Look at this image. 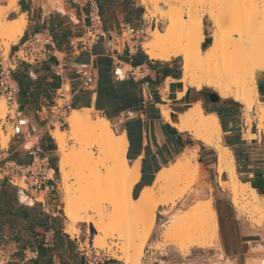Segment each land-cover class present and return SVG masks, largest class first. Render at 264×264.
Returning <instances> with one entry per match:
<instances>
[{
  "label": "crops",
  "instance_id": "1",
  "mask_svg": "<svg viewBox=\"0 0 264 264\" xmlns=\"http://www.w3.org/2000/svg\"><path fill=\"white\" fill-rule=\"evenodd\" d=\"M138 1L114 0L102 13L96 1L105 36L90 48L79 51H74L70 43L81 38L88 29L90 21L87 7L76 6L70 0H18L16 7L5 13L4 20L7 23L17 22L21 18L25 21L23 34L10 46V56L34 34L49 32L53 43L48 47L49 54L44 62L21 64L15 70L32 81L31 95L22 106L18 97L14 115L9 114L4 123L0 122L3 132L8 127L15 130L6 146L0 143V164L14 170L37 160L48 162L56 156L57 144L51 133L55 130L54 124L59 122V116L54 104L60 87L68 86L72 103L70 112L90 110L92 116L106 119L115 135L125 136V158L129 167L135 164L139 166V177L132 188L133 198H138L145 188L153 184L156 175L164 167L187 151L197 147L195 152L198 156L209 157L210 147L194 140L189 133L179 132L172 127L178 115L197 103L202 108L205 104L204 112L206 109L208 114H216L218 119L219 114L222 115L225 125L223 130L219 119L222 144L233 154L237 175L246 178L242 182L250 186L251 182L256 186H264L263 140L256 136L248 140L245 132L239 130L240 126L234 121L237 104L230 100H218V109L211 108L206 102V96L209 95L203 96L201 90L185 88L180 83L181 67L176 58L168 62L150 60L142 49L130 52L129 47L133 43L125 45L122 39L116 37L127 20V25L135 27L144 21V11ZM56 6H61L63 12ZM0 7H7V0H0ZM2 54L0 47V59ZM135 67L144 69L143 79L132 77L131 71ZM119 70L123 71L122 77L118 74ZM256 86L259 101L264 103V73L257 75ZM180 94L181 98L178 97ZM225 101L229 103L220 106ZM161 106L169 109L170 122L161 116ZM49 168L54 173L57 169L50 165ZM15 175L21 179L19 174ZM2 183L9 185L7 178L0 176V186ZM56 186L57 181H49L45 190L27 188L26 195L21 191L24 195L19 196L18 200L21 204H27L22 201V197L26 196L30 207L38 205L43 213L60 217L56 211L59 206L53 199ZM62 232L70 240L69 249H66L67 242L59 249L52 232L45 233L42 228L27 230L25 225L14 229L0 225V243L9 255L11 264H34L38 257L35 240L50 248L52 264H86V253L77 237H71L64 228ZM222 238L223 253L231 256L234 264L243 257L245 264L247 260L255 259L244 256L256 252L260 245L252 243L260 242L262 235L258 230L257 233H250L242 227L231 225L223 226Z\"/></svg>",
  "mask_w": 264,
  "mask_h": 264
},
{
  "label": "bare ground",
  "instance_id": "2",
  "mask_svg": "<svg viewBox=\"0 0 264 264\" xmlns=\"http://www.w3.org/2000/svg\"><path fill=\"white\" fill-rule=\"evenodd\" d=\"M17 1L7 0L8 8L14 9ZM142 2L153 3L152 0ZM211 3L221 4L229 10L227 13L236 12L238 22L225 31L216 16L209 14L213 32L211 44L206 50H202L201 47L202 18L197 14H185L183 18L175 14L169 15L166 28L163 31H152L150 39L142 44V49L149 59L154 61L168 62L174 58H181L180 83L185 88L200 90L207 86L211 87L220 99H233L246 113H255L259 128L264 133V103L259 101L256 86V75L264 73V0H211ZM246 4H250L252 8L248 6L250 10H246ZM56 8L63 12L61 6ZM4 27L5 30L0 31V38L15 41L23 34L25 21L23 18L13 23L4 21ZM4 50L6 53L9 52V44L5 43ZM219 51L223 54L217 56ZM118 74L122 77L123 71L119 70ZM178 97L181 98L182 94ZM5 111L4 101L0 100V121L7 116ZM89 112L90 110H72L66 118L68 133L71 139L76 141L74 151L67 149L65 132L55 129L51 133L59 153L58 170L66 219L75 222L77 214L88 216L87 221L100 234L102 231L100 220L94 217L100 219L103 208L94 204L95 194L103 196L111 206L120 205L126 212L128 228L133 229L139 225L141 235L137 234L135 240L138 235L140 238L129 243H126L130 240L126 235H120L118 241L122 245L120 248L122 254L117 256L113 251L111 256L124 264H141L143 247L155 225L158 209L161 207L172 209L178 201L189 195L197 184L193 190V198L196 200L191 205L188 204L184 210L172 215L163 237L175 242L180 250L205 248L210 242H217V214L211 195L207 194L206 197L207 186L202 181L204 175L199 163H193V157H188L169 164L156 175L153 184L134 199L132 188L139 177V166L135 164L129 167L125 158L127 148L125 136L115 135L110 129L109 122L104 118L97 117L92 120ZM169 115L167 106H161V116L166 122H170ZM176 121L172 127L177 131L187 132L194 140L215 150V171L219 185L228 191L236 211L240 213L253 211L259 214L260 220L256 225L264 228V198L260 197L250 184L238 179L233 154L222 144V129L216 114L205 113L197 103L185 113L178 115ZM82 129H91L97 137L90 144L77 139L76 135ZM8 140V137L0 133L1 145L6 146ZM93 145H97L100 153L102 150V154L105 152L111 160L109 167L104 166L105 176L98 174L99 182L96 181L97 185L91 188L90 199L93 197L94 205L85 194L82 198L85 197L84 199L88 201L73 200L74 191L78 188L75 190L68 184L69 168L74 160H83L88 164L93 162V153L89 151ZM103 159L105 161L107 158ZM222 176H226L227 180L223 181ZM22 201L30 203L26 196L22 197ZM89 213L95 214L94 217ZM162 216L166 217L168 213L163 211ZM124 227V224L121 225L117 231L125 232L127 229ZM93 245L103 248L98 239H93ZM246 264H264V259L248 260Z\"/></svg>",
  "mask_w": 264,
  "mask_h": 264
},
{
  "label": "rangeland",
  "instance_id": "3",
  "mask_svg": "<svg viewBox=\"0 0 264 264\" xmlns=\"http://www.w3.org/2000/svg\"><path fill=\"white\" fill-rule=\"evenodd\" d=\"M140 4V8H143L144 11V21L141 25H138V27H147L149 28V36L144 41H148L150 39V33L154 30L163 31L167 26V18L169 15H178L182 18L185 17L188 14H197L201 15L202 18V32L204 33V42L206 40L212 41V32H213V23L209 19V14H213L216 16L217 20L219 21L221 27L223 30H228L229 28H232L237 22H238V15L234 11H230L225 9L221 6V4L211 3V0H152L153 3L151 4H143L142 0L138 1ZM135 3V2H134ZM137 3V2H136ZM147 5V6H146ZM252 8L250 4H246V10H250L249 8ZM11 9L7 7H0V31L5 30L4 27V16L7 11ZM186 14V15H185ZM123 34V36H122ZM118 39H122L123 44L128 43V37L126 34H124L123 31H121L117 36ZM0 47L2 48L3 55L6 56L8 53L4 50L5 43L9 44V50L10 46L14 40H3L0 38ZM143 42V43H144ZM202 42V38H201ZM203 42V43H204ZM202 43V46H203ZM142 49V47H141ZM143 50V49H142ZM223 52L219 51L217 53L218 55H222ZM176 62L179 63L180 67L182 64L181 58H176ZM259 74V73H258ZM257 74V75H258ZM256 75V77H257ZM191 88V87H190ZM195 89V88H192ZM202 95H209V94H218L211 88L207 86H203L201 89ZM220 101L223 100H230L231 102L237 104V109L234 113V121L237 125H239V130L245 132V138L248 140L254 139L256 137H260V140L262 139V145L264 144V133L259 128L257 117L254 112L246 113L242 106L239 103H236L231 98L227 99H220ZM0 100L4 101L3 98H0ZM229 102L225 101L220 104V106H226ZM15 108L10 112V114L13 116ZM205 108V104L203 105V110ZM6 114L9 115V112L6 108ZM70 114V113H69ZM69 114L64 118V120L60 122H56L55 129L61 130L65 132L66 136V145L67 149L69 151H74L76 149L75 140L71 139L70 134L68 133V125L66 124V118L69 116ZM89 115L91 119L95 120L98 116H92L89 112ZM7 117H5L0 122L4 123ZM110 129L112 130V127L110 126ZM113 131V130H112ZM0 133L1 135H5L8 137V139L15 134V130L12 127H8L6 132L2 131V124H0ZM115 134V132L113 131ZM97 137L96 133L92 131L91 129H82L77 135L76 138L79 140H83L86 143H91L93 139ZM223 138V134H222ZM89 140V141H88ZM55 141V140H54ZM4 147V145H1ZM208 147V146H207ZM74 149V150H73ZM198 148L196 147L194 150L187 151L183 156L178 157L175 161L183 158L193 157L192 161L193 163L197 162L199 163L201 170L203 172V183L205 186H207L206 190V197L207 194H210L212 197V203L213 207L217 213V221L219 223L218 226V240L217 242H210L205 248H189L188 250H180L179 247L175 242H170L168 239H165L163 237V234L166 230V227L170 225V218L173 214H176L180 211H182L188 204L194 203L193 198V190L196 189L197 184L194 185L192 192L185 196L183 199L178 201L172 209L166 208H159L156 212V218H155V225L153 227V230L145 242V245L143 247V255L141 259V264H234L233 259L231 256H229L226 252L223 253L224 248V242L222 238L223 234V226H231V223L234 227L239 226L244 228L246 232L250 233H257V230L260 231V234L262 235V240L260 242L252 243V245H260V247H257L256 252H252L244 257H252L255 258L253 260L259 261L261 259H264V228L259 227L256 225L258 221L260 220V215L257 213H254L253 211H248L249 213H240L236 211L234 208L231 197L226 189L224 187H221L218 183V176L216 174L215 168H216V152L214 149H210V155L206 159L202 155L198 156V154L195 152ZM89 151L93 153V162L92 163H86L83 160H74L73 164L69 168L70 170V177L68 184L73 187V189L78 190L74 191L75 197H73V200H80L82 201H88L91 202V204L94 202L95 205L100 206L103 208V213L100 219L98 217H94L95 214L89 213L90 216H93L96 220H100V224L102 227L101 233H97L95 229L93 228L92 224H90L87 219L88 216H84L82 214H77L75 222H70L66 219L65 213H64V200H63V193H62V184L60 181V175L58 171V158L59 153L57 151L56 156L52 160H48L49 165L52 168H57L55 173L57 175V190L53 192L54 200H56V205L59 206V209L56 210L60 214V220L61 224L64 229H66V232L71 237H77L78 242L82 244L81 248L84 249V253L86 255L84 258L86 259V264H113L115 262L123 263L121 260H117L111 256L113 251H115V255H121V247L122 245L119 244L120 242L118 239L120 238V235H126L130 240L126 241V243L129 241H136L140 236L138 235L136 240L135 237L137 234L140 233L141 235V228L137 225L133 229H129L126 225V212L125 210L120 207V205L111 206L104 200L103 196L96 195L91 197V188H94L93 186L97 185V182H99V175L106 174L103 173L104 166L111 165V160L107 157V155L104 152V155L102 154L103 151L98 148L97 145L91 146L89 148ZM105 156V157H103ZM102 157V158H101ZM101 158V162H100ZM103 158H107L105 161ZM110 163V164H109ZM236 166V163H235ZM101 173V174H100ZM120 177V176H119ZM238 179L240 181H245V177L237 175ZM221 179L223 181H226V176H222ZM253 178L251 179V181ZM101 182V181H100ZM94 183V184H93ZM255 185L251 182V185ZM20 187L25 188V186L22 183H19ZM258 189H255L260 197L264 198V195L260 194L259 190L264 189V186L260 185L257 186ZM14 188V187H13ZM17 191V196L21 197V191L18 188H15ZM82 191V193H81ZM209 191V192H207ZM21 195H20V194ZM73 193V194H74ZM85 194V197L88 199L82 198V196ZM93 194V193H92ZM94 195V194H93ZM81 196V197H79ZM192 196V197H191ZM79 197V198H78ZM81 198V199H80ZM41 199V198H39ZM93 201V202H92ZM23 205L29 206L25 203H22ZM92 204V205H94ZM166 211L168 213V216L164 217L162 216V212ZM171 215V216H170ZM169 217V218H168ZM220 220V221H219ZM125 225L124 228L127 230L125 232L117 231L118 227L121 225ZM220 224L222 225V229L220 227ZM93 239H98L101 243V246L103 248L94 247L93 245ZM173 243V244H172ZM117 245V246H116ZM248 261V260H247ZM246 261V262H247ZM124 264V263H123ZM237 264H243V257L239 258L237 261ZM246 264V263H245Z\"/></svg>",
  "mask_w": 264,
  "mask_h": 264
},
{
  "label": "built area",
  "instance_id": "4",
  "mask_svg": "<svg viewBox=\"0 0 264 264\" xmlns=\"http://www.w3.org/2000/svg\"><path fill=\"white\" fill-rule=\"evenodd\" d=\"M72 4L89 9L90 24L84 35L73 40L70 46L74 51L84 50L90 48L93 44L105 36L102 27L98 6L95 0H70ZM149 28L135 27L125 25L123 32L128 37V42L133 43L129 47V51H136L141 49L143 42L149 36ZM123 36V34H122ZM53 43L52 35L49 32H42L32 35L25 40L18 50L12 56L9 53L0 59V98L5 100L6 108L10 114L14 107L17 106V99L19 87L13 77V72L21 64L36 65L44 62L49 54L48 47ZM132 77L139 80L145 77V71L142 67H135L131 71ZM71 94L68 86H61L57 91V101L54 107L58 110L59 122L69 114L71 109ZM16 109V108H15ZM13 172V174H11ZM21 177H17V175ZM1 178H7L8 184L14 188H18L22 192L26 189L35 191L45 190L49 181L56 182L57 175L50 170L47 160L33 161L28 166H18L11 170L0 164ZM22 183L25 188L20 187ZM0 264H11L9 255L4 251L0 243Z\"/></svg>",
  "mask_w": 264,
  "mask_h": 264
},
{
  "label": "trees",
  "instance_id": "5",
  "mask_svg": "<svg viewBox=\"0 0 264 264\" xmlns=\"http://www.w3.org/2000/svg\"><path fill=\"white\" fill-rule=\"evenodd\" d=\"M100 9V12H104L111 6L114 0H96ZM128 24V20H127ZM126 24V25H127ZM204 33L202 32V50H206L210 44V40L204 42ZM204 42V43H203ZM203 43V46H202ZM13 77L19 87V103L24 105L28 96L31 95L30 87L32 81L18 71L13 72ZM205 112L209 111L205 109ZM222 129L224 130V120L221 114H219ZM239 173V172H238ZM258 173L257 175H260ZM254 189H258L256 185L252 184ZM137 199V198H134ZM220 221V220H219ZM0 225H7L10 229H14L18 226L25 225L27 230H34L35 228H42L44 232H52L54 241L57 242L58 248L62 249L67 242L66 249H69L71 243L67 235L63 234V226L59 217H52L43 213L38 205L33 207L23 205L19 202L17 191L12 186L2 183L0 186ZM232 225V223H231ZM233 226V225H232ZM222 229V225L220 224ZM37 245L36 253L38 255L34 264H52V255L50 248L43 246V243L39 240H35ZM30 247V246H29ZM32 247V246H31Z\"/></svg>",
  "mask_w": 264,
  "mask_h": 264
},
{
  "label": "water",
  "instance_id": "6",
  "mask_svg": "<svg viewBox=\"0 0 264 264\" xmlns=\"http://www.w3.org/2000/svg\"><path fill=\"white\" fill-rule=\"evenodd\" d=\"M208 98L212 103H216L219 100L218 96L214 93L209 94ZM259 192L260 194L264 195V189H260Z\"/></svg>",
  "mask_w": 264,
  "mask_h": 264
},
{
  "label": "flooded vegetation",
  "instance_id": "7",
  "mask_svg": "<svg viewBox=\"0 0 264 264\" xmlns=\"http://www.w3.org/2000/svg\"><path fill=\"white\" fill-rule=\"evenodd\" d=\"M206 102H207L208 106H210L211 108L218 109V102L212 103L207 96H206Z\"/></svg>",
  "mask_w": 264,
  "mask_h": 264
}]
</instances>
